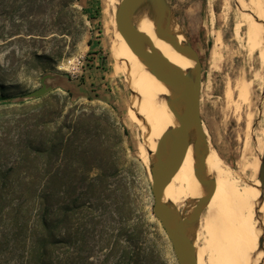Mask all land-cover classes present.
<instances>
[{
	"label": "rangeland",
	"instance_id": "obj_1",
	"mask_svg": "<svg viewBox=\"0 0 264 264\" xmlns=\"http://www.w3.org/2000/svg\"><path fill=\"white\" fill-rule=\"evenodd\" d=\"M252 1L262 9L264 18V0ZM166 2L184 42L196 51L201 62L200 113L209 144L216 149L229 182L231 177L239 186L254 185L246 187L256 194L254 209L250 210L251 204L242 197L241 200L251 225L254 221L250 215L256 220L261 253L257 264H264V185L259 182L264 157V42L258 51L250 52L246 47L241 15L250 9L248 0H244L246 6L239 0ZM107 5L109 0H0V93L10 95L0 101V124L2 112L18 108L19 100L27 99L26 105H34L49 94L56 95L53 102L62 117L81 112L108 116L121 134L123 148L117 154V175L131 193L135 215L143 214L157 224L166 239L161 248L147 233L143 247L153 252L155 264H165L163 255L166 264H177L170 242L152 212L151 156L140 150L139 130L131 118L132 93L122 70L123 51L112 28H105L103 13ZM217 30L222 31L223 43L214 46ZM184 60L190 74L194 63L185 56ZM62 64L66 70L58 69ZM57 75L73 81V88L48 90L44 83L58 79ZM227 89L232 93L230 101L225 97ZM3 133L0 127V166L7 163V155L12 153L10 144L6 145L10 141L2 139ZM188 150L192 151V147ZM187 209L184 206L180 211L185 213ZM212 220L204 210L195 240L197 246L205 248L206 264L220 245L213 234Z\"/></svg>",
	"mask_w": 264,
	"mask_h": 264
},
{
	"label": "trees",
	"instance_id": "obj_2",
	"mask_svg": "<svg viewBox=\"0 0 264 264\" xmlns=\"http://www.w3.org/2000/svg\"><path fill=\"white\" fill-rule=\"evenodd\" d=\"M56 98L2 112L12 153L0 166V264H155L142 240L166 239L117 175L120 131L92 112L62 117Z\"/></svg>",
	"mask_w": 264,
	"mask_h": 264
},
{
	"label": "bare ground",
	"instance_id": "obj_3",
	"mask_svg": "<svg viewBox=\"0 0 264 264\" xmlns=\"http://www.w3.org/2000/svg\"><path fill=\"white\" fill-rule=\"evenodd\" d=\"M120 1L121 0H109V6L107 5V8L104 9L103 13L105 19V28H112L115 38L119 41V48L123 51L122 53L120 52L122 55V70L124 71L126 79L129 82V89L132 93L131 118L139 130L140 141L143 145L142 146L140 144V150L146 156L148 151L147 157H149L151 156L149 151H155L159 139L175 124V120L170 109V93L167 87L160 83L151 73L147 65L134 55L118 32L116 27V13ZM239 2L246 6L244 0H239ZM248 4L250 6V9H248L249 11L247 13L245 12L244 15L242 14L243 16L241 15V17L243 20L242 24L246 28V47L250 52H253L263 46L264 18L262 9L259 7V5H255L252 0H248ZM151 14L152 11L147 4L138 8L133 16V23L136 29L142 33H145L151 39L155 48L161 55L173 62L176 66L180 67L186 76L189 75L184 56L175 51L167 42L155 35L154 23ZM171 31L182 42H184L183 37L178 29L177 22L173 18L171 20ZM221 32L222 31L220 30L215 32L216 37L214 46L223 43V34ZM262 52H264V49ZM58 69L66 70V66L64 64L59 65ZM229 85L230 84H228V86ZM243 85H245V83H243ZM226 88L227 86L225 87V90ZM247 88L245 85L244 89ZM230 91L229 93H226L225 96L226 100L229 99L228 101H230L232 98V93H230ZM239 94L243 97L246 95H242V93ZM245 99L247 100V96ZM246 100H244L245 103ZM242 102L240 103L242 104ZM239 118L240 117L238 116V121ZM247 122H249V120ZM208 145L209 151L205 160V169L208 179L213 181L214 193L207 207L205 208V214L207 213L208 218L213 219L212 221H214L213 226L215 231L214 233H211L214 234L220 243V245L216 246V254L213 257L210 256L208 264H257L261 256V253H258L260 247L258 246V239L260 234L259 232L253 230L257 229L255 222L256 220L252 217V215H250L254 221V223L252 222L251 225L250 219L246 215V210L244 206H242L241 200L242 197L245 203L251 204L250 210L254 209L256 205V194L249 192L248 188H246L248 186L254 187V185L249 184L239 186L231 180V177L229 182L216 149L210 146L209 141ZM190 146L192 147V151H187L178 168V171L175 173L172 180L165 189L166 199L173 203L179 211L184 206H186V208L188 207L189 209L197 199L202 198L203 196L202 189L197 180L189 177L191 176L196 178L194 171L190 169H194L195 165L193 145L191 144ZM225 171L228 172L226 168ZM259 194L260 192L258 189L257 198L259 197ZM235 201L236 204H234ZM222 207L229 212H235L238 218L235 219L232 218V216L227 215L226 212L222 211ZM251 227L253 229H251ZM208 237L210 238V236ZM217 240L215 243H217ZM238 241H240V253H238L237 250ZM205 244L208 245V243ZM195 246L197 248L198 264H206L204 260L205 248H202V246L199 247L197 244H195ZM213 252L211 253L213 254Z\"/></svg>",
	"mask_w": 264,
	"mask_h": 264
},
{
	"label": "water",
	"instance_id": "obj_4",
	"mask_svg": "<svg viewBox=\"0 0 264 264\" xmlns=\"http://www.w3.org/2000/svg\"><path fill=\"white\" fill-rule=\"evenodd\" d=\"M145 4L152 11L155 35L194 63L189 75L186 76L180 67L161 55L151 39L136 29L133 16ZM172 18L166 0H121L116 13V27L134 55L169 90L175 124L159 139L155 151H149L152 212L170 242L177 264H198L195 246L198 222L214 193L213 181L208 179L205 169L209 145L200 113L202 68L196 51L186 40L182 42L172 33ZM191 144L194 173L203 196L184 213L166 199L165 189ZM259 182L264 185V157L259 169Z\"/></svg>",
	"mask_w": 264,
	"mask_h": 264
},
{
	"label": "crops",
	"instance_id": "obj_5",
	"mask_svg": "<svg viewBox=\"0 0 264 264\" xmlns=\"http://www.w3.org/2000/svg\"><path fill=\"white\" fill-rule=\"evenodd\" d=\"M58 76V75H57ZM48 82V83H47ZM46 86H49L47 89L52 91V90H67L73 88L71 84L74 85V82L71 80H68L64 78V76H58V79H51L49 81H46L44 83ZM77 98L80 97L81 94L76 93Z\"/></svg>",
	"mask_w": 264,
	"mask_h": 264
},
{
	"label": "flooded vegetation",
	"instance_id": "obj_6",
	"mask_svg": "<svg viewBox=\"0 0 264 264\" xmlns=\"http://www.w3.org/2000/svg\"><path fill=\"white\" fill-rule=\"evenodd\" d=\"M234 204H236V201L234 202ZM244 208H245V210H246V215L248 216L247 209H246V207H244ZM222 211H223V212H226L227 215L232 216V218H235V219L238 218V216H237V214H236L235 212H229L228 210L224 209L223 207H222ZM248 218H249V217H248ZM249 219H250V218H249ZM251 229H253V228L251 227ZM253 230L259 232V230H257V229H253ZM250 248H251V247H250ZM251 249H252V248H251ZM237 250H238V253L241 252L240 241L237 242Z\"/></svg>",
	"mask_w": 264,
	"mask_h": 264
}]
</instances>
